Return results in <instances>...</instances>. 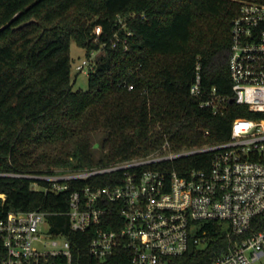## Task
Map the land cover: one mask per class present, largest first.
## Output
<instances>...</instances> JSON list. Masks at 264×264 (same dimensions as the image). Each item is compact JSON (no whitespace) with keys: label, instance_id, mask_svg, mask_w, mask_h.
Masks as SVG:
<instances>
[{"label":"trees","instance_id":"obj_1","mask_svg":"<svg viewBox=\"0 0 264 264\" xmlns=\"http://www.w3.org/2000/svg\"><path fill=\"white\" fill-rule=\"evenodd\" d=\"M243 1L0 0V217L69 208V192L35 189L29 175L148 157L165 143L172 152L212 145L230 137L235 118L256 116L235 102L232 90L231 27ZM116 34L128 38L127 49L113 45ZM71 40L87 57L97 52L87 89L74 88ZM198 73L204 89L228 98L223 113L202 107L205 96L191 93ZM211 157L202 152L163 165L185 174L207 168ZM120 177L103 174L74 185ZM49 220L71 240L75 258L85 260L92 231L71 232L63 215ZM205 227L206 244H191L172 264H209L227 248L221 224ZM253 227L264 228V212Z\"/></svg>","mask_w":264,"mask_h":264},{"label":"built area","instance_id":"obj_2","mask_svg":"<svg viewBox=\"0 0 264 264\" xmlns=\"http://www.w3.org/2000/svg\"><path fill=\"white\" fill-rule=\"evenodd\" d=\"M101 31L96 26L95 33ZM231 36L235 102L256 116L235 118L230 137L212 145L172 152L165 143L161 153L148 157L29 175L39 189L69 192V208L10 211L0 217V264H172L191 244H206L205 223L210 221L221 224L230 238L209 264H264V228L253 227L255 217L264 212V0L241 3ZM115 37L113 45L122 42L127 49L128 38ZM95 57L93 53L83 59L77 69L89 73ZM190 91L205 96L200 105L214 114L227 107L225 95L215 87H202L199 73ZM202 152H212L207 168L179 174L163 165ZM115 172L121 173L119 181L108 185H74ZM54 215L67 217L71 232L92 231L86 262L83 255L75 258L63 232L53 230L49 219Z\"/></svg>","mask_w":264,"mask_h":264},{"label":"rangeland","instance_id":"obj_3","mask_svg":"<svg viewBox=\"0 0 264 264\" xmlns=\"http://www.w3.org/2000/svg\"><path fill=\"white\" fill-rule=\"evenodd\" d=\"M97 55V52H94ZM70 55L72 63V79L75 89H87L89 86V73L77 69V65L87 58L86 48L79 46L75 40H71ZM35 189H39L34 186Z\"/></svg>","mask_w":264,"mask_h":264}]
</instances>
